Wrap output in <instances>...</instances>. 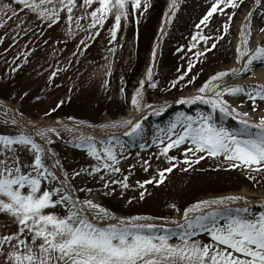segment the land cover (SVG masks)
<instances>
[{"label":"snow or ice","instance_id":"obj_1","mask_svg":"<svg viewBox=\"0 0 264 264\" xmlns=\"http://www.w3.org/2000/svg\"><path fill=\"white\" fill-rule=\"evenodd\" d=\"M242 3L243 0H211L210 9L195 25L197 31L191 36L187 51L183 47L177 49L183 54L182 59L188 57V68L170 81L171 88H176L195 63L200 62V58L215 49L219 40L224 38L223 35L213 37L205 34L201 26L208 28L214 13L224 14L226 8L235 10ZM149 6V0H0V27L27 10L50 28L60 22L61 13H64L67 35H74L73 25L77 31L88 33L77 45L80 52L81 46L85 50L90 47L87 41H94L100 35L99 29L111 19L108 32L109 44L113 46L107 51L115 57L117 47H122L116 43L122 21L127 25L130 16L143 14ZM256 6H261V0H256ZM176 7V0H173L170 11ZM76 12L79 15H75ZM234 15L235 11L223 24L224 35H227ZM251 17L252 12L249 11L247 23L240 31L241 43L236 49L237 62L243 63L242 69L218 72L205 81L197 90L198 94L177 101L180 104H208L212 111L195 117L178 114L166 128L158 130L151 141L159 150L154 155L157 160L163 157L169 166L158 169L157 175L151 179L136 181L140 189L153 183L159 186L165 181V174L172 173L180 164L186 166L181 170L187 172L206 158H222L228 169H243L249 179H255L253 173H264V116L258 121L253 120L248 112L238 110L243 107L244 101L233 107L225 98L244 96L251 103L252 112L264 103V84L224 86L226 77L250 74L256 63L264 65V45L258 46L255 51L248 47L252 35ZM81 21H86V25ZM166 22L170 23L171 18L167 17ZM23 23L20 20L16 28L27 35L28 30L22 27ZM12 39L16 40V36ZM0 43H3L2 37ZM189 53L191 56H188ZM27 55L24 54L25 63ZM156 55L154 47L152 63L131 97V106L141 114L140 118H122L101 125V128H124V136L143 139V121L148 118L145 110L150 109V114L157 116L166 111L165 106L157 108L145 101L146 85L152 89L158 87L153 79ZM16 70L12 68V71ZM59 71L52 72L49 80L54 79ZM105 75H112L111 63ZM108 83L106 79L104 85ZM120 93L125 95L123 87ZM217 112L238 120L239 127L230 129L218 124L213 117V113ZM4 123L21 127L15 118L10 121L5 119ZM49 133L59 136V132L50 127L37 129L34 135L24 131L15 135L0 134V216L7 218L5 227L14 228L13 231L0 233V264H264V212L258 216L242 215L248 213L247 207H231L241 197L200 200L183 210L182 222H170L175 225L174 228L158 225L152 222L156 218L150 216L117 217L92 200L74 198L69 187V173L58 154L49 147L53 143ZM36 137L45 143H39ZM98 143L103 147L98 148ZM76 146L85 147L87 155L96 164L90 169L74 172L72 179L86 172L90 176L98 175L105 189L119 185L122 191H126L131 187L129 176L136 165L129 166L128 175L122 174L119 164L127 157L119 138L113 135L98 141L95 137H83ZM182 146V161L169 155L171 150ZM140 148L144 149L145 144H141ZM140 166L147 172L151 167L150 160L141 158ZM117 174H120L119 178ZM139 198H145V191H140ZM170 207L180 211L175 204ZM202 235L208 237L206 242L197 238ZM174 237L178 238V242H173Z\"/></svg>","mask_w":264,"mask_h":264},{"label":"rangeland","instance_id":"obj_2","mask_svg":"<svg viewBox=\"0 0 264 264\" xmlns=\"http://www.w3.org/2000/svg\"><path fill=\"white\" fill-rule=\"evenodd\" d=\"M172 2L173 0H149L150 6L146 12L130 16L127 25H124L122 21V29L118 33L116 42L122 47H117L115 57L107 51L113 46L109 44L108 32L112 24L111 19L102 29H99L100 35L94 41H87L90 47L85 50L81 46L80 52L77 51V45L81 39L86 38L88 33L77 31L73 25L74 35H67L68 25L64 13H61L60 22L50 28L47 23L37 19L35 14L27 10L20 12L18 17L7 20L4 27H0V37L3 38V43H0V134L15 135L19 131H24L34 135L37 129L55 128L59 136L49 133L53 141L49 147L58 154L64 169L69 173V187L73 190L74 198L78 196L81 201L92 200L117 217L144 215L155 218L166 212L177 213L170 207L172 204H175L176 208H180L182 204L185 205L184 208H188L200 200L227 196L242 198L231 205L233 209L247 207L248 213H241L242 215L258 216L259 213L264 212V184L262 183L263 186H261L256 179L254 181L246 179L245 170L241 173L231 172L238 169H228L226 163H222V158H206L187 172L181 170L186 166L180 164L172 173L165 174L166 179L159 186L153 183L145 185V189H140L136 185V181L143 182L151 179L157 175L158 169L169 166L163 157L157 160L154 155L159 150L152 145L151 141L152 137L158 134V130L166 128L181 113L193 117L201 113H211V110H208L210 106L208 104L205 106L200 105L201 103L185 104L184 107L175 108L173 112H167L165 115L163 111L161 115L148 117L143 121L145 129L143 139L134 140L131 137L120 139L124 144L127 157L121 159L119 164L122 174L128 175L129 166L136 165L129 176L128 182L131 187L128 190L122 191L119 185H112L109 189H105L98 175L90 176L86 172L72 179L74 172L90 169L96 164V161L87 155L85 147L76 146L81 138L102 136V139L107 140L109 139L107 135H100L101 132L113 135L126 129H105L101 128V125L120 121L122 118H137L139 113L133 110L130 103L131 97L134 89L139 86V81L145 77L154 42L163 25L165 30L163 38L166 42L172 39L170 33L176 32L179 37L173 40L175 44L172 48L163 51L159 48V53L156 55L153 79L158 87L152 89L146 85L144 89L145 101L157 108L161 106L167 108L171 106L170 103H176L183 97L198 94L197 90L205 81L219 69L231 64L233 58L237 56L236 49L240 43L236 37V28L239 16L249 13L245 9L247 0H243L240 7L235 10L229 7L224 10V14L214 13L208 28L201 26L205 34H211L213 37L223 35L224 38L219 40L215 49L201 57L200 62L195 63V67L187 73L185 79L180 81L176 88H171L170 81L176 79L188 68V57L182 59L183 54L177 49L183 47L185 52L187 51L191 36L197 31L195 25L211 7V0H191L190 5L193 6V11L197 8L191 12L192 15L190 14V22L192 19L194 21L176 31L166 22ZM181 2L182 0H176L177 10ZM14 7L19 8L18 5ZM233 11L235 15L230 22L231 27L227 35H224L223 24L228 22V16L232 15ZM75 15H79V12ZM20 20L24 21L22 27L28 30L27 35L16 28ZM137 20H139L138 24ZM263 22L264 17L258 24L262 25ZM81 23L86 25L87 22L81 21ZM13 36H16V40L12 39ZM228 52L231 60L224 63L228 59ZM24 54H28L27 63L24 62ZM188 56L191 54L189 53ZM16 57L19 59H14ZM105 57L108 59L106 60ZM222 60L224 62L220 63ZM109 63L112 66L110 77L105 75ZM12 68L17 70L12 71ZM57 69L60 71L50 81L51 73ZM106 79L109 81L107 86L104 85ZM189 80L193 82L189 83ZM121 87L125 89L124 96L120 93ZM170 88L171 90H168ZM225 98L229 101L227 97ZM231 101L233 107H237L241 101H244L243 107H239L238 110L248 112L253 120H256L254 115L261 111L263 105L260 103L258 110L252 112V105L244 96H239L237 101ZM147 111L151 112L148 109ZM216 114L221 115L217 112L213 113V116ZM12 118H15L21 127L11 123L5 125L4 120L10 121ZM227 118L222 117L223 122H216L230 129L239 127V123L229 124L231 121H226ZM36 139L41 144L45 143L39 137ZM130 140L132 142H129ZM141 144H145L144 149L140 148ZM97 147L102 148L103 145L98 143ZM117 151H119L118 148ZM182 151L183 146L180 149L171 150L169 155L182 161L184 159ZM141 158L150 160L151 167L147 172L140 166ZM208 165L228 170L216 171ZM223 171H229V173L226 174ZM231 174L237 176V179ZM252 175L255 176V173ZM119 177L120 174H117V178ZM247 184H253L255 187L250 189ZM234 186H241V189L238 192L214 193L215 188L224 190ZM140 191H145L143 200L139 198ZM129 200L132 202L128 203ZM182 214L165 217L163 220L156 218L152 222L163 225L165 228H174L175 225L170 222L181 221ZM89 218L91 219V214ZM6 221V217L0 216V233L14 230V228L5 227ZM197 238L205 242L208 240L206 235ZM173 242H178V238L174 237Z\"/></svg>","mask_w":264,"mask_h":264},{"label":"bare ground","instance_id":"obj_3","mask_svg":"<svg viewBox=\"0 0 264 264\" xmlns=\"http://www.w3.org/2000/svg\"><path fill=\"white\" fill-rule=\"evenodd\" d=\"M190 2L191 0H182L181 4H180V8L177 10L176 8H173L170 12H169V17H172V13H176L174 17H172L171 22H170V26L173 28H175L177 25L180 26L182 24V22L185 20L187 14L191 11V7H190ZM245 9L247 12L251 11L252 12V17H251V39L249 42V49L251 51H255V49L258 46L264 45V31H261V29H264V22L262 23V25L258 24V22H260V20L262 19V17H264V0H261V6L257 7L256 6V0H247V3L245 5ZM248 16L247 13L241 14L238 18V23H237V32H236V37L239 39V43H241V37H240V31L241 29L244 27V25L247 23L246 21V17ZM164 28V25L162 26ZM231 27V25H230ZM165 30H163L164 33ZM245 31H247V29H245ZM163 33H159V36L156 38L153 48H156L157 54L159 53V48L163 50H166L168 48V46L170 45V43L165 42V40L162 38L163 37ZM231 33V31H230ZM208 54V52L206 53ZM237 55V54H236ZM230 53L228 52V59L226 62L227 63L231 60L230 58ZM247 59V57H245V60ZM152 63V57L150 56V60L148 62V64L150 65ZM223 63V62H221ZM243 67V63L237 62V56H235L231 62V64H229L226 67H223L221 69H219L216 73L221 72V71H229L233 68H237V69H242ZM226 84L224 85L225 87H231V86H236V85H253V84H264V65H261L260 63H256L254 65V71L250 74H243L239 77H226ZM229 99V102L232 104V101H237V98H233V97H227ZM181 104L179 103H174L172 105V107L170 109H168V112L172 111V109H174L175 107H180ZM202 106H205L207 104H202ZM233 106V105H232ZM169 108V107H168ZM208 110H211V106L208 107ZM212 111V110H211ZM149 111H147V109L145 110V113H148ZM141 114L137 115V118H140ZM154 116L150 113H148V117ZM256 117V120H259L262 116H264V103L262 105V109L261 111L257 114L254 115ZM214 119L218 122L221 123L223 122L222 117H227V116H219L218 114L213 116ZM226 121H232V122H236L238 123V120L233 119L232 117H228L226 119ZM126 130H121L120 133H118L117 135H114L115 137H124L127 138V136H124L123 133ZM109 135V136H113L108 134L107 132H101L100 135ZM95 138H101L102 136H94Z\"/></svg>","mask_w":264,"mask_h":264},{"label":"trees","instance_id":"obj_4","mask_svg":"<svg viewBox=\"0 0 264 264\" xmlns=\"http://www.w3.org/2000/svg\"><path fill=\"white\" fill-rule=\"evenodd\" d=\"M226 174L227 173H229V172H225ZM231 176H234V175H232L231 174ZM240 175H238V177H239ZM235 177V179H237V176H234ZM246 179H249V176L247 175L246 176ZM258 179H256V181H257ZM254 181V180H253ZM248 185V187H250V189L251 188H254L255 186H253V184H247ZM241 187V186H240ZM240 187L239 186H234L233 188H227V189H222V190H217V189H219V188H215L216 190H215V192L214 193H217V194H219V193H224V192H228V191H238V190H240ZM182 206H184V204H182L181 205V207ZM120 207V206H119ZM181 207L179 208V210L181 209ZM162 213H164V211H161ZM161 216V215H160Z\"/></svg>","mask_w":264,"mask_h":264}]
</instances>
